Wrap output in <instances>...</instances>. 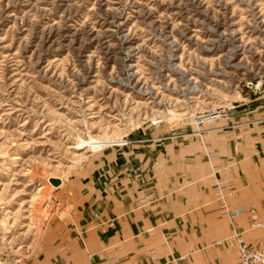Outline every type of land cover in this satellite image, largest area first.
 Here are the masks:
<instances>
[{
  "label": "rangeland",
  "instance_id": "rangeland-1",
  "mask_svg": "<svg viewBox=\"0 0 264 264\" xmlns=\"http://www.w3.org/2000/svg\"><path fill=\"white\" fill-rule=\"evenodd\" d=\"M262 101L264 0H0V264L58 212L49 179L150 120L198 132Z\"/></svg>",
  "mask_w": 264,
  "mask_h": 264
},
{
  "label": "crops",
  "instance_id": "crops-1",
  "mask_svg": "<svg viewBox=\"0 0 264 264\" xmlns=\"http://www.w3.org/2000/svg\"><path fill=\"white\" fill-rule=\"evenodd\" d=\"M149 126L108 146L54 193L55 213L24 264H234V232L264 247V101L208 130ZM212 151L209 159L207 152ZM229 177L220 213L214 178ZM226 179V178H225Z\"/></svg>",
  "mask_w": 264,
  "mask_h": 264
},
{
  "label": "built area",
  "instance_id": "built-area-1",
  "mask_svg": "<svg viewBox=\"0 0 264 264\" xmlns=\"http://www.w3.org/2000/svg\"><path fill=\"white\" fill-rule=\"evenodd\" d=\"M149 124L152 127H157L159 122L156 120H150ZM212 189L216 194L217 200L222 203L221 215L226 218H234L238 215H241L245 212L243 208L237 209H227L225 199L227 196L234 190L233 181L229 178L227 179H215L212 184ZM250 217L252 219L251 227L252 228H262L261 223L256 219V211L254 207L250 209ZM234 238L238 247V262L235 264H264V248H254L249 246L234 230Z\"/></svg>",
  "mask_w": 264,
  "mask_h": 264
},
{
  "label": "water",
  "instance_id": "water-1",
  "mask_svg": "<svg viewBox=\"0 0 264 264\" xmlns=\"http://www.w3.org/2000/svg\"><path fill=\"white\" fill-rule=\"evenodd\" d=\"M49 183L54 187V188H58L62 181L60 179H57V178H51L49 179Z\"/></svg>",
  "mask_w": 264,
  "mask_h": 264
},
{
  "label": "bare ground",
  "instance_id": "bare-ground-1",
  "mask_svg": "<svg viewBox=\"0 0 264 264\" xmlns=\"http://www.w3.org/2000/svg\"><path fill=\"white\" fill-rule=\"evenodd\" d=\"M154 128V127H153ZM118 143H120V142H118ZM57 179H59V178H57ZM61 180V179H60ZM62 181V180H61ZM62 184V183H61ZM254 207V206H253ZM255 208V207H254ZM255 211H256V208H255Z\"/></svg>",
  "mask_w": 264,
  "mask_h": 264
}]
</instances>
